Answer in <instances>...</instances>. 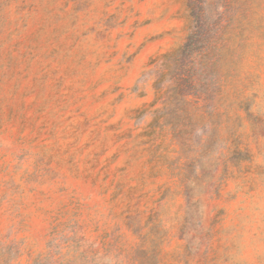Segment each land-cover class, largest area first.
Wrapping results in <instances>:
<instances>
[{
	"label": "rangeland",
	"instance_id": "obj_1",
	"mask_svg": "<svg viewBox=\"0 0 264 264\" xmlns=\"http://www.w3.org/2000/svg\"><path fill=\"white\" fill-rule=\"evenodd\" d=\"M218 61L152 124L188 0H0V264H264V0H201Z\"/></svg>",
	"mask_w": 264,
	"mask_h": 264
},
{
	"label": "trees",
	"instance_id": "obj_2",
	"mask_svg": "<svg viewBox=\"0 0 264 264\" xmlns=\"http://www.w3.org/2000/svg\"><path fill=\"white\" fill-rule=\"evenodd\" d=\"M203 1L188 0L192 29L180 46L159 56L160 69L154 81L156 96L153 103L161 101L155 109L152 124L173 127L188 118L193 99L206 95L204 81L218 61L217 28L205 24Z\"/></svg>",
	"mask_w": 264,
	"mask_h": 264
}]
</instances>
